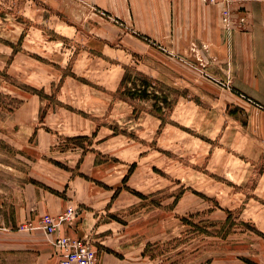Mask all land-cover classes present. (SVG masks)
<instances>
[{
	"label": "rangeland",
	"instance_id": "rangeland-1",
	"mask_svg": "<svg viewBox=\"0 0 264 264\" xmlns=\"http://www.w3.org/2000/svg\"><path fill=\"white\" fill-rule=\"evenodd\" d=\"M100 2L0 0V196L11 205L10 194L26 180L29 166L3 135L10 129L3 120L15 100L39 95L42 115L62 104L101 114L111 109L109 96L124 67L134 68L159 81L150 91L173 104L164 121L148 114L137 120L133 108L123 103L103 120L111 134L120 136L110 150L133 142L118 156L131 162L128 175L137 168L132 219H138L139 233L153 244L144 256L147 246L133 250L135 260L126 264H264V102L227 84L226 63L216 62L211 46L199 48L193 42L196 51L191 43L186 52L175 49L177 40L162 37V23L155 24L156 35L162 36L150 38L146 23L144 31L134 32L127 26L130 21L118 20L122 38L116 43L100 38L102 20L111 17L114 23ZM162 2L155 0L156 19L164 17ZM123 3L124 20L146 19L147 0ZM174 18L166 31L178 29ZM123 90L117 95L124 97ZM153 103L136 107L151 111ZM86 142L81 137L63 146ZM88 243L98 264L100 250ZM0 264L35 262L30 256L0 254Z\"/></svg>",
	"mask_w": 264,
	"mask_h": 264
},
{
	"label": "crops",
	"instance_id": "crops-1",
	"mask_svg": "<svg viewBox=\"0 0 264 264\" xmlns=\"http://www.w3.org/2000/svg\"><path fill=\"white\" fill-rule=\"evenodd\" d=\"M156 4L155 0H147L146 19L136 18L134 21L131 17L124 20L123 0H101L99 6L113 16L114 23L111 17L109 20L104 18L99 37L113 38L114 43L122 38L123 28L118 20L130 21L127 26L134 32L146 29V36L160 37L162 35H156L155 24L162 23V37L177 40L175 49L186 52L189 43L192 48L194 43L199 48L211 46L210 55L216 57V62L219 65L226 63L227 84L241 88L246 94H257L258 101L264 102V0H249L246 3L248 27L245 31L231 34H227L221 25L217 6H204L201 0H163L164 17L156 19ZM144 13L138 11V15ZM172 15L178 29L166 31ZM144 23L146 26H143ZM68 28L75 29L73 26ZM113 42L104 41V44L111 45ZM197 46L192 50L196 51ZM124 74L114 94L109 96L112 106L108 112L103 109L101 114L89 113L62 104L58 109L50 108L42 115V99L30 93L20 96L19 106L3 120L10 128L4 131V137L18 155L28 158L29 166L25 172L26 180L10 194L11 205L7 206L6 196H0L3 220L0 224L1 255L30 256L35 264H60V253L37 228L45 216L55 219L57 228L54 237L66 236L93 242L100 250L98 264L107 261L110 264L130 263L135 260L131 258L135 253L133 250L140 247L139 251H142L141 247L147 246L142 252L144 256L146 249L153 245L139 233L138 219H132L136 212L134 197L138 199L132 193L137 168L128 175L131 162L118 156L124 147L131 149L133 142L110 150L112 144L120 141V136L111 134L110 126L103 122L113 116V109L118 103L133 108L117 95ZM145 77L152 83H160L153 77ZM148 102L136 100L133 104ZM148 111L142 108L135 118L141 119V114L156 117ZM170 112L171 109L166 116L169 117ZM142 131L144 133L145 130ZM81 137L88 140L84 146H63L65 142ZM139 193L145 195L140 190ZM141 239L144 240L139 243Z\"/></svg>",
	"mask_w": 264,
	"mask_h": 264
},
{
	"label": "built area",
	"instance_id": "built-area-1",
	"mask_svg": "<svg viewBox=\"0 0 264 264\" xmlns=\"http://www.w3.org/2000/svg\"><path fill=\"white\" fill-rule=\"evenodd\" d=\"M249 0H201L206 6L219 7L220 22L227 34L245 31L248 27ZM48 242L60 253V264H95L96 251L87 241L74 240L66 236L54 237L55 219L45 216L39 226Z\"/></svg>",
	"mask_w": 264,
	"mask_h": 264
},
{
	"label": "trees",
	"instance_id": "trees-1",
	"mask_svg": "<svg viewBox=\"0 0 264 264\" xmlns=\"http://www.w3.org/2000/svg\"><path fill=\"white\" fill-rule=\"evenodd\" d=\"M129 72H132V70L126 68V72L121 80L120 88L118 90V93H121L120 90L124 87V90L122 91V96L124 97L121 98L133 106L136 116L139 114L142 108L137 110L138 108L133 104L134 101L153 100V110H149L148 112L164 121L167 114L166 109L169 111L172 108L173 102L168 101V98L166 96L160 97L156 94V92H151L150 88L153 89L154 87L152 86V81L150 79L140 73H135L140 78L134 79V77L132 76L133 74ZM128 83L130 84V87L125 86V84L127 85ZM15 101L17 102V105L13 106L10 111L14 110L20 104V101Z\"/></svg>",
	"mask_w": 264,
	"mask_h": 264
}]
</instances>
